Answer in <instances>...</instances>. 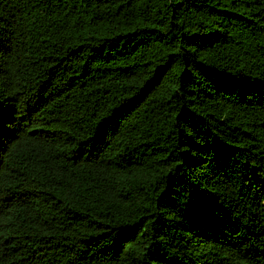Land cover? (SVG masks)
I'll return each mask as SVG.
<instances>
[{"label":"trees","instance_id":"16d2710c","mask_svg":"<svg viewBox=\"0 0 264 264\" xmlns=\"http://www.w3.org/2000/svg\"><path fill=\"white\" fill-rule=\"evenodd\" d=\"M0 264H264V0H0Z\"/></svg>","mask_w":264,"mask_h":264}]
</instances>
